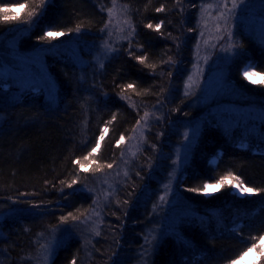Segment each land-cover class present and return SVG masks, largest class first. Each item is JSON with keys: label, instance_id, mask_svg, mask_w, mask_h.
<instances>
[{"label": "trees", "instance_id": "trees-1", "mask_svg": "<svg viewBox=\"0 0 264 264\" xmlns=\"http://www.w3.org/2000/svg\"><path fill=\"white\" fill-rule=\"evenodd\" d=\"M47 1L0 0V7L16 15L14 20H0V37L28 32L16 37V52L53 48L72 34L95 46L106 24L105 9L113 2L51 0L45 5ZM206 1L115 0L128 10L134 36L99 74L90 76L67 52H51L44 60L55 85L52 99L42 89L9 102L5 97L18 90L9 83L5 91L0 87V213L11 211L0 225V264H32L39 239L83 219L91 207L85 190L98 185L116 165L137 121L158 109L161 118L148 125L123 185L104 209L99 238L85 250L75 240L66 242L49 264L138 263L150 211L171 165L175 134L199 114L182 88L197 39L200 5ZM249 9L263 18L264 0H245L242 12ZM243 25L238 23L233 32L238 54L228 80L253 107L264 111V36L257 37ZM49 31L65 34L48 37ZM2 46L0 58L5 59ZM78 50L81 59L89 58L91 49L87 55ZM140 56L146 58L144 64L138 62ZM245 68L261 73L256 75L259 82L242 77ZM260 137L249 139L237 126L218 119L203 125L178 183L182 199L202 219H181L176 236L164 238L148 264H237L254 245V264H264V134ZM98 141L100 148L93 152ZM229 173L254 189L250 197L238 198L235 182L211 186L214 193L204 195L205 184L215 185ZM210 210L221 213L212 215ZM69 213L77 219L61 222Z\"/></svg>", "mask_w": 264, "mask_h": 264}, {"label": "rangeland", "instance_id": "rangeland-1", "mask_svg": "<svg viewBox=\"0 0 264 264\" xmlns=\"http://www.w3.org/2000/svg\"><path fill=\"white\" fill-rule=\"evenodd\" d=\"M208 1V0H207ZM200 5L196 28L197 39L193 50L192 61L183 83L182 94L192 101V105L199 110V114L191 121L184 122L175 134V144L171 151V165L167 167L157 193L156 203L153 205L148 218L149 228L142 244L140 259L136 264H148L151 252L164 238L176 236V226L181 219H202L195 214L181 197L178 183L182 179L184 170L192 157L197 138L204 124L212 119H218L223 123L240 128L247 137L261 138L264 134V111L253 107L250 100L244 97L239 90L229 83L228 69L238 54V48L234 41V29L238 23H243V29L257 37L264 36V17L259 16L258 10L242 9L245 0H210ZM51 2L48 0L47 3ZM106 24L97 37L95 46L82 43L78 34H72L61 38L58 46L53 48L41 47L28 53L16 52L15 40L28 34L22 31L19 34L6 35L5 40L0 37V44L4 45L5 59L0 58V87L5 91L9 87L17 89L14 94L5 99L9 101L19 97L21 93L44 90L47 98H53L55 85L53 84L45 65V55L51 52H67L74 58H78L80 65L89 69L90 76L99 74L102 66L110 57L116 54L121 45L127 44L133 39L134 28L129 12L117 2H112L105 9ZM10 37H13L10 38ZM17 37V38H16ZM56 38L59 36L56 35ZM4 42V43H3ZM81 52L88 59H81ZM3 52V53H4ZM241 75L244 77L243 72ZM249 81L248 79H246ZM260 78L254 76L251 83L259 82ZM250 82V81H249ZM2 95H0V98ZM10 102V101H9ZM161 112L152 110L144 116L135 128L131 137L124 143L123 152L113 168L104 174V178L90 187L89 195L91 207L86 216L69 225L61 226L48 233L36 243L38 251L32 264H49L59 248L70 240H75L85 250L87 246L99 238L103 230L104 209L111 203L115 194L123 185L130 166L136 154L142 147L147 127L150 122L159 120ZM248 138L246 139L249 140ZM215 160H212L214 163ZM215 188L209 186L204 195L210 196ZM233 193L238 198L250 197L251 193H241L237 186ZM208 213L219 215L221 211L210 210ZM5 214L0 215V222ZM1 238V234H0ZM145 247V248H144ZM264 250V239L261 246ZM257 257L248 251L237 264H254Z\"/></svg>", "mask_w": 264, "mask_h": 264}, {"label": "snow or ice", "instance_id": "snow-or-ice-1", "mask_svg": "<svg viewBox=\"0 0 264 264\" xmlns=\"http://www.w3.org/2000/svg\"><path fill=\"white\" fill-rule=\"evenodd\" d=\"M44 0H41V3H43ZM113 2L115 3V0H113ZM236 4V0H233V5L235 6ZM20 7L23 9L25 7V5L21 4ZM161 9H157V11H160ZM11 12V8L9 7H0V13H3L2 16H0V20H4V21H10V20H14L16 18V15H9V13ZM18 15V14H17ZM29 15H32V13H29ZM146 27L148 28H152L153 25L152 24H147ZM156 29L158 30L160 28V25L157 24ZM77 31H79V26L77 27ZM101 31H103V29H101ZM65 33L60 32V33H54V32H46L45 35L48 37H52L54 35H64ZM145 57L140 56L137 57V60L139 63L144 64L145 63ZM244 78L248 79L251 82V78L256 76V75H261V73L255 72V71H249V70H245L243 72ZM264 82V81H262ZM128 88H132L133 85L129 84L127 85ZM145 116H147V113L145 114ZM137 123L139 124V121H137ZM104 131H107V128L104 129ZM104 139L103 134L99 137V140L102 141ZM124 137L121 136V140H123ZM100 148V143L99 141L97 142L96 147L93 149V152H96L97 150H99ZM87 158V157H86ZM108 167H111V165H108ZM235 182V185L238 187V189L241 191V193H253L254 189L250 188V187H244L241 185V182L237 179V177L233 176L231 173H229L227 176H222L215 185H209V184H205L204 188L205 190L209 187V186H214L216 188H220L222 187L225 183H232ZM73 183H75V181H73ZM69 187H71V185H69ZM69 217H71L72 219H77V217L72 216L71 213L68 214V216H64L61 217V222H66ZM261 239H264V236L261 237ZM255 248V245L253 246V248L248 249V251H253ZM72 264H75V260L72 261ZM232 264H236V261H232Z\"/></svg>", "mask_w": 264, "mask_h": 264}, {"label": "bare ground", "instance_id": "bare-ground-1", "mask_svg": "<svg viewBox=\"0 0 264 264\" xmlns=\"http://www.w3.org/2000/svg\"><path fill=\"white\" fill-rule=\"evenodd\" d=\"M113 56H114V55H113ZM113 56H112V57H113ZM112 57H110V58H112ZM110 58H109V59H110ZM140 122H141V121H140ZM137 126H138V125H137ZM137 126H136V127H137ZM136 127H135V128H136ZM135 128H134V130H135ZM134 130H133V132H134ZM133 132H132V134H133ZM132 134H131V135H132ZM130 137H131V136H130ZM117 162H118V161H117ZM89 190H90V188H87L85 191L89 194ZM89 196H90V195H89ZM2 214H5V215H4L5 217H4V219L0 222V225H1V223H2L7 217H9V216L11 215V211H5V212H3V213H0V215H2ZM81 246H82V245H81ZM87 247H91V245H89V246H87Z\"/></svg>", "mask_w": 264, "mask_h": 264}]
</instances>
